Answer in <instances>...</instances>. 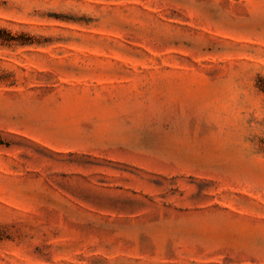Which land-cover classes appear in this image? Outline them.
Wrapping results in <instances>:
<instances>
[{"label":"rangeland","instance_id":"rangeland-1","mask_svg":"<svg viewBox=\"0 0 264 264\" xmlns=\"http://www.w3.org/2000/svg\"><path fill=\"white\" fill-rule=\"evenodd\" d=\"M0 264H264V0H0Z\"/></svg>","mask_w":264,"mask_h":264},{"label":"trees","instance_id":"trees-1","mask_svg":"<svg viewBox=\"0 0 264 264\" xmlns=\"http://www.w3.org/2000/svg\"><path fill=\"white\" fill-rule=\"evenodd\" d=\"M0 33L7 34V35L9 34L3 29H0ZM0 40L1 41H8V39H3V37H1V35H0ZM256 88L264 97V79H262V78L258 79V81L256 82Z\"/></svg>","mask_w":264,"mask_h":264}]
</instances>
